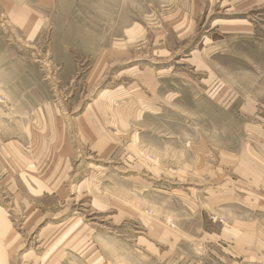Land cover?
<instances>
[{"label": "rangeland", "instance_id": "rangeland-1", "mask_svg": "<svg viewBox=\"0 0 264 264\" xmlns=\"http://www.w3.org/2000/svg\"><path fill=\"white\" fill-rule=\"evenodd\" d=\"M259 226L264 0H0V264H215Z\"/></svg>", "mask_w": 264, "mask_h": 264}, {"label": "crops", "instance_id": "crops-1", "mask_svg": "<svg viewBox=\"0 0 264 264\" xmlns=\"http://www.w3.org/2000/svg\"><path fill=\"white\" fill-rule=\"evenodd\" d=\"M96 54L97 61L103 63L110 57L111 51L109 48H101ZM216 236L230 241L221 240L215 264H264V226H259L254 232H221Z\"/></svg>", "mask_w": 264, "mask_h": 264}]
</instances>
